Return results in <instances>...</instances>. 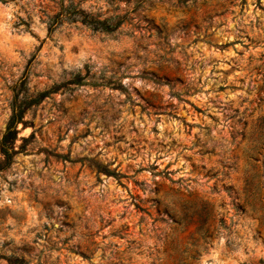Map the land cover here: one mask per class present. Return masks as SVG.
<instances>
[{
	"label": "rangeland",
	"instance_id": "rangeland-1",
	"mask_svg": "<svg viewBox=\"0 0 264 264\" xmlns=\"http://www.w3.org/2000/svg\"><path fill=\"white\" fill-rule=\"evenodd\" d=\"M141 1L0 0V264H264V0Z\"/></svg>",
	"mask_w": 264,
	"mask_h": 264
},
{
	"label": "trees",
	"instance_id": "trees-1",
	"mask_svg": "<svg viewBox=\"0 0 264 264\" xmlns=\"http://www.w3.org/2000/svg\"><path fill=\"white\" fill-rule=\"evenodd\" d=\"M145 1L143 0L139 3L142 5ZM125 17L111 16L109 18L100 19L98 16H92L85 14L82 10L71 5L64 6L61 5L59 12L55 14L49 21V29L55 30L64 22L68 24L80 23L83 26L89 28L93 32L112 34L116 32L125 22ZM24 85L20 86L19 89L16 87L13 89V96L10 103L11 114L8 123L5 128V132L0 140V154L2 155L5 163V168L8 167L18 151L15 149V142L18 135V125L24 124V114L26 111L39 104L44 98L49 95V92L40 93L37 96H30L27 94V90L23 88ZM264 145V119L262 120L260 126V134L254 142L255 148ZM105 175L113 176L115 179L119 180L123 176L119 173L111 172L109 170H103ZM10 264H29L23 259H15L9 262Z\"/></svg>",
	"mask_w": 264,
	"mask_h": 264
}]
</instances>
